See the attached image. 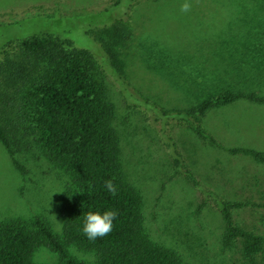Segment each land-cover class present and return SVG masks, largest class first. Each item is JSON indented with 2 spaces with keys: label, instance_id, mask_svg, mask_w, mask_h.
Masks as SVG:
<instances>
[{
  "label": "rangeland",
  "instance_id": "374dc122",
  "mask_svg": "<svg viewBox=\"0 0 264 264\" xmlns=\"http://www.w3.org/2000/svg\"><path fill=\"white\" fill-rule=\"evenodd\" d=\"M184 2L0 0V52L10 42L48 34L69 39L99 58L103 49L95 38L101 36L113 45L114 64L146 96L141 99L163 109L186 110L228 92L256 91L262 96L261 101L238 98L216 105L201 117L202 129L220 147L183 122H154L155 115L143 103L128 101L134 99L127 100L116 82L102 73L98 77L114 109L123 170L142 194L144 233L174 250L183 264H250L240 240L224 244V222L213 201H206L181 173L171 177L172 152L163 146L160 129L171 127L182 157L207 188L222 198L248 203L233 209V217L264 237V160L227 150L264 152V0H188L190 10L182 13ZM127 13L128 35L114 40L103 33ZM4 70L0 64V113L8 114L13 105H24L16 88L26 92V86L4 78ZM16 126L20 138L12 139L27 173L18 172L0 142V220L20 217L35 228L39 218L63 242L69 257L93 263L95 252L65 240L61 193L52 195L54 188H63L60 169L44 157L29 122ZM256 258L264 264V245ZM33 259L39 264L66 263L44 244L35 248Z\"/></svg>",
  "mask_w": 264,
  "mask_h": 264
},
{
  "label": "trees",
  "instance_id": "16d2710c",
  "mask_svg": "<svg viewBox=\"0 0 264 264\" xmlns=\"http://www.w3.org/2000/svg\"><path fill=\"white\" fill-rule=\"evenodd\" d=\"M130 28V14L127 13L103 33L117 40L118 36L128 35ZM95 40L103 49L99 58L87 48L76 47L69 39L48 34L13 41L2 49L0 64L4 65V78L14 85L24 84L26 92L19 86L16 88L17 93L23 95L22 108L13 105L8 114L7 111L0 113V142L15 168L24 175L27 169L17 156L13 139L20 138L21 129L17 124L27 121L34 128L32 133L40 142L44 157L61 171L63 192L59 213L65 240L81 250L95 252L96 259L91 264H183L174 250L155 243L142 229V194L123 170L114 109L105 95L99 73L116 82L127 100L134 99L128 101L143 103L141 106L155 115L154 122L155 119L162 124L171 120L183 122L220 147L222 145L202 129L201 117L219 104H228L238 98L261 101L263 97L256 91L228 92L186 110L163 109L148 99H141L146 96L133 87L114 64L112 43L101 36ZM6 101L9 102L10 97ZM170 130L171 127L162 125L160 140L166 151L172 152L175 171L171 177L181 173L201 190L206 201L212 200L224 222V244L240 240L244 258L250 264H260L256 253L262 249L264 237L238 225L233 217V209L248 203L222 198L207 188L182 157ZM227 150L264 160V152L256 149L234 147ZM108 181L114 185L115 192L107 189ZM105 210L117 213L112 231L103 238L89 240L82 232L85 214ZM43 244L66 258L65 264H89L69 257L63 242L39 218L35 228L29 227L20 217L0 220V264H39L33 259V251Z\"/></svg>",
  "mask_w": 264,
  "mask_h": 264
},
{
  "label": "clouds",
  "instance_id": "9594fccd",
  "mask_svg": "<svg viewBox=\"0 0 264 264\" xmlns=\"http://www.w3.org/2000/svg\"><path fill=\"white\" fill-rule=\"evenodd\" d=\"M190 10V4L188 0L180 5V11L186 13ZM106 187L110 192H115V187L111 181L106 183ZM60 188H54V193H62ZM117 213L114 210H105L103 212L94 211L88 212L84 216L82 232L89 240H96L97 238H103L109 234L113 229V221L116 219Z\"/></svg>",
  "mask_w": 264,
  "mask_h": 264
}]
</instances>
